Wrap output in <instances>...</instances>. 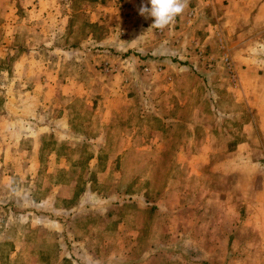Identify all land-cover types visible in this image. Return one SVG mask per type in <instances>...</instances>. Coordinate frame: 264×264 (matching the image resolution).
Segmentation results:
<instances>
[{
  "label": "rangeland",
  "instance_id": "1",
  "mask_svg": "<svg viewBox=\"0 0 264 264\" xmlns=\"http://www.w3.org/2000/svg\"><path fill=\"white\" fill-rule=\"evenodd\" d=\"M82 2L62 38L83 45L61 68L78 97L36 120L54 128L39 150L24 125L0 144V264H264V16L217 36L216 58L207 0L163 30L140 14L147 0ZM217 61L225 85L208 83ZM219 127L253 143L222 176L207 164Z\"/></svg>",
  "mask_w": 264,
  "mask_h": 264
},
{
  "label": "crops",
  "instance_id": "2",
  "mask_svg": "<svg viewBox=\"0 0 264 264\" xmlns=\"http://www.w3.org/2000/svg\"><path fill=\"white\" fill-rule=\"evenodd\" d=\"M226 3L241 10L245 8L247 14L241 11V15L234 18L225 10L224 15H217L218 5ZM78 4H83L82 0H0V144L7 149L13 146L12 139L19 136V127L24 125L28 131L23 137L32 141L35 139L32 147L39 150L42 142L38 138L44 133H51L54 128L50 124L40 125L36 120L47 115L53 101L61 103L62 97L65 101L69 100V96L78 97L75 93L78 78L68 77L66 71H61L62 65L66 69L67 55L83 46L82 42L78 45L64 41L62 44V38L67 36L75 18L73 12H78V9L72 11L71 6ZM263 16L264 0H207V52L217 58L223 53L222 48H217V36H223L230 43V28L235 26L233 33L240 37L242 35L238 30L253 29ZM222 65L217 61L214 68L208 69L210 85L213 81L214 85H225L219 75ZM233 89L236 91V88ZM217 95L208 94L216 104ZM56 109H59V116L62 110L68 112L65 107L62 109V105ZM215 114L220 117L222 111L218 109ZM224 133L221 127L207 130V164L219 166L220 169L212 168V171L221 176V168L230 159H234L233 164H240L251 158L244 153L253 146L247 140L229 141ZM256 142L264 148L263 140ZM228 150L232 152L230 156H227ZM252 161H256L261 173L263 169L260 165L264 164V160Z\"/></svg>",
  "mask_w": 264,
  "mask_h": 264
},
{
  "label": "clouds",
  "instance_id": "3",
  "mask_svg": "<svg viewBox=\"0 0 264 264\" xmlns=\"http://www.w3.org/2000/svg\"><path fill=\"white\" fill-rule=\"evenodd\" d=\"M185 5L186 0H147L139 12L142 16L153 18L151 27L163 30L182 13ZM256 48H264V44H257Z\"/></svg>",
  "mask_w": 264,
  "mask_h": 264
},
{
  "label": "built area",
  "instance_id": "4",
  "mask_svg": "<svg viewBox=\"0 0 264 264\" xmlns=\"http://www.w3.org/2000/svg\"><path fill=\"white\" fill-rule=\"evenodd\" d=\"M228 64L231 65V62L229 61Z\"/></svg>",
  "mask_w": 264,
  "mask_h": 264
}]
</instances>
